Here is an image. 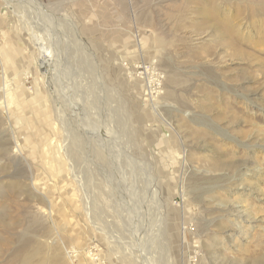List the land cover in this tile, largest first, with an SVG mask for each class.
Returning <instances> with one entry per match:
<instances>
[{
	"label": "rangeland",
	"instance_id": "rangeland-1",
	"mask_svg": "<svg viewBox=\"0 0 264 264\" xmlns=\"http://www.w3.org/2000/svg\"><path fill=\"white\" fill-rule=\"evenodd\" d=\"M214 1L241 43L206 22L211 0H30L76 26L60 34L71 99L60 73L54 98L42 75L17 16L28 0H0V264H264L262 17L237 13L254 0ZM93 117L152 166L161 214L123 209L81 129Z\"/></svg>",
	"mask_w": 264,
	"mask_h": 264
},
{
	"label": "bare ground",
	"instance_id": "bare-ground-1",
	"mask_svg": "<svg viewBox=\"0 0 264 264\" xmlns=\"http://www.w3.org/2000/svg\"><path fill=\"white\" fill-rule=\"evenodd\" d=\"M29 1L30 0H28V6L27 7L30 10H28V12H23V14L19 12V13H17V16L21 20L24 19V21H27V19H28V21H27L28 25H30V22H31L33 29H32V31L30 30V35H31V38L33 39L34 45L36 46V48L40 52V57H39V62H38L39 68L43 72L42 75L44 76V79H47V82L49 84V88L53 91V93L51 92V95H53V98L56 97V91H57L56 88L54 89V78H52V77L53 76H59V73H60L61 74L59 77L60 79H57V81H59V83L62 86H63L64 81H65L67 83V87L69 89L68 92H69V94L72 95V97L69 94H68V96H70L71 99H73V98L75 99L76 96L74 94H72V93H74L73 90L75 89L74 85L72 84L73 83L72 78L71 79L68 78L69 72L66 70L67 68L66 69L64 68L65 67L64 66L65 58H62V56L60 55L61 43L64 40L66 42L70 41V40H68L69 38L66 36V34L63 36L62 35L60 36V34H61V32L64 33V31H66V30H69V29L72 30L73 29L74 30L73 32H75V35H77L76 26L71 20H69L70 23H67L66 18L64 19L65 22L59 20L58 17L60 14L56 12V7L54 5H49L48 7H46V6L43 7V5L34 6V5H31V2L29 3ZM211 1L212 2L210 3V5H211L210 9H209V11H207V13L205 15L206 22L210 23L212 27L217 28V25L221 26L224 29V33L226 34V36L228 37L229 40L234 38L233 39L234 41L241 43V40L243 37L241 29L240 28L238 29L236 26H234L231 23V21L228 18H225L223 15L224 14L223 11L218 6V4H215L216 2L214 0H211ZM240 2L244 3L241 0H240ZM229 4H230V2H229ZM25 6L26 5H24V7ZM22 7H23V5H22ZM25 11H26V9H25ZM31 12L41 14L40 16L42 17V19H39V20H41L42 24H39L38 21L33 22V17L31 16ZM243 12H247L251 17H255V19L258 18V16L262 17L264 19V0H254V1L246 2V6L239 9L237 13L241 14ZM262 18L259 19V21H256V22L254 21L252 23L254 24V27L256 26V29L258 28V30H256V31L263 34V36H264V20H262ZM36 22H37V24H36ZM34 23L37 26L38 25L39 26L36 27L35 25H33ZM46 25L49 26L50 29H51V26L55 27V29L52 28V30H50L48 28L49 31H46L47 30ZM41 29H43V30H41ZM66 33H67V31H66ZM232 48L235 51L236 55L240 54V51L236 50L233 46H232ZM125 66H127V65H125ZM131 67H132V65H131ZM133 70H134L133 67L131 69H129V71H128L127 67L125 68V71L130 75L128 81L130 80V82L135 83L137 81V79L136 78L132 79ZM95 87L97 88L98 91H100V93L103 94V90L105 89L104 86H101V88H100V85L96 84ZM102 88H104V89L102 90ZM94 95H96V94H94ZM66 100H67V98H66ZM69 100H70V98H69ZM75 101L71 100L70 102H75ZM102 101H103V99H102ZM60 103H61V101H60ZM56 105H57V102H56ZM59 105L60 104H58V106ZM77 105H78V107L83 108L81 114H86L85 116L87 117V112L84 111L85 106L82 103H78ZM86 119L87 120H86V123L84 125V128L81 127V129L87 130V132L89 131L91 133L90 135H93L95 141L98 143V145H100V149H101V151L94 149L96 152V155H97V162L95 160H93L94 157L91 158L93 161L91 160L90 162H94V163L95 162L96 163L101 162V163L107 164L105 166H109V168L104 169V167H102V169L105 172L107 169H109L108 172H110V173H108V176H106L108 183H109V186L110 187L112 186L117 191L119 190V193L122 194V197L124 199V200L120 199L123 202L122 207L129 214L133 215L134 219H132V216H131V220L137 219L138 221L139 220L141 221V216H140L139 211L142 210L143 208L145 209V208H149V207H154L155 203L157 204L156 206L159 208V210L158 209H156V210L158 212H160V214H161L162 212L160 211V194H159L160 192L157 189V182L153 176L152 166L150 164H146L145 162L140 161L138 159L134 160L135 158L134 159L131 158L132 156L130 157L129 150H127V148H124L120 141H114V140L112 141V137L114 135L112 132H109L107 126L105 128H101L97 124L94 117L89 118V119L86 118ZM94 121H95L96 125H93ZM114 139H115V137H114ZM90 141H92V140L90 139ZM89 148H91V146ZM94 150H93V152H94ZM88 152H89V150H88ZM67 158H68L69 171L71 173V176L80 185L79 180H77L78 176L77 177L75 176V166L73 164V160L71 159V157L68 154H67ZM100 165H102V164H100ZM112 194H113V192H112ZM144 195H145V197H144ZM147 195H149V196L147 197ZM146 197L148 198V200H146ZM149 209L151 210V208H149ZM130 211H133V213ZM158 221H159V224L161 226V224H163V223H161V221H162L161 215H159ZM133 223H135V222H133ZM133 223L131 221H129V225H130L129 233H131L132 230H135L134 232L131 233L133 235L132 238H133L134 243L136 244V247L138 248L140 254L142 255V257H144V256H146L145 255V248H144V241L148 240V239H146L145 230L138 227V226H140V224L138 225L136 223V225H135ZM67 255L71 259V257H72V256H70L71 254H67Z\"/></svg>",
	"mask_w": 264,
	"mask_h": 264
}]
</instances>
